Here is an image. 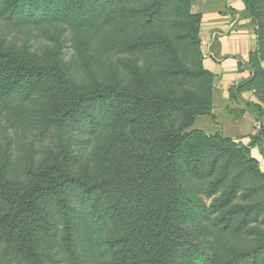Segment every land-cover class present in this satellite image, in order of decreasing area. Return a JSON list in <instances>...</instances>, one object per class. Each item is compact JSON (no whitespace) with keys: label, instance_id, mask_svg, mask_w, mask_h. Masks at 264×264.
Here are the masks:
<instances>
[{"label":"rangeland","instance_id":"374dc122","mask_svg":"<svg viewBox=\"0 0 264 264\" xmlns=\"http://www.w3.org/2000/svg\"><path fill=\"white\" fill-rule=\"evenodd\" d=\"M114 2L111 4L113 7L106 10L109 14L100 13L87 29L81 30V28H74L68 24V17H64L65 14L61 16L65 20L42 24L39 26L41 31L37 32L31 24L32 21L23 25L18 23L20 21L17 19L14 21L5 19L7 14L2 12V0H0L1 48H6L5 51L23 52L28 47V52L35 56L39 64L53 65L55 61L52 60V56L55 55V50H59L58 48L61 46L62 49L59 50L56 57L59 64L66 69L71 64L75 65L73 76H69L70 83L68 85L64 84L63 79L57 80L55 77L51 80L49 84L57 85L59 88L55 89L54 93L50 92L49 88H45L44 98L41 101L43 107L36 110V114H28L31 105L26 107L25 104L22 105L23 109L21 110L24 114H15V110L12 108L1 113L4 115L0 118V253L10 251L11 235L21 230V224L25 220L29 219L32 222L35 220L31 207L41 203V200L36 196H38L37 194L45 195L46 191L43 189L45 184L73 172H81L88 178L95 171H104L102 182L96 188L97 196L99 199L106 197L110 204L117 207L113 220L98 226L97 234H100L103 239L114 241L110 247L109 258L112 259V264H161L163 263L164 250H168L170 247L171 249L184 247L190 255L199 254L202 259L206 254H211L214 251L218 262L231 258L232 254L237 251L240 253L238 262L229 264H264V179L262 178L264 160L257 147L248 145L249 139L245 137L247 135L237 138L242 139L241 142L236 138L235 141L233 139L223 140L224 137L220 133L215 136L214 142L217 148L211 151L213 159L205 162L204 167L207 171H211L216 166V172L212 176L202 179L191 177L185 171V164L182 161H180L176 174L171 168L165 169V171L158 167L152 168L150 181L161 178L168 184L172 182L177 186L182 185L185 190L179 192L181 189H177L172 192L165 189L162 183H157L151 185L149 189L152 194L150 198L148 193H144L143 188H136V184L133 183L135 180L130 174L124 170L113 171V167L108 163L113 155L118 156V161L121 160L124 150L113 153V149L108 148L113 142V133L112 125H106L107 121L104 123V128L98 133L99 140L93 154H88L89 148H91L88 144H80L78 120L83 117L84 110H79L77 107L72 111L75 105H71L70 108H65L62 105L67 103V94L70 90L75 94L81 87L83 90L98 84L104 86L113 81L116 71H120L122 75L119 77V81L128 86L136 98L143 90L148 95L151 94L154 100L155 97L161 98L158 89L160 84L164 87L169 86L171 89V92H168L169 100L178 98V95L181 94L174 93L178 87L176 80L172 79L168 83L162 79L156 81H147L145 78L138 80L143 78L142 70L140 68L141 73L136 74L134 69V66H144L148 63H154L155 66L162 60L173 68L174 61L167 58L169 53L163 54L155 50L142 54L122 53L120 50L118 53L115 50L113 39L121 38L126 31L122 28L124 27L123 21L117 22L120 20V15L116 12ZM128 7L129 5H126L124 11ZM253 7L256 9V6ZM257 11L254 12L257 13ZM204 12L205 0H165L162 19L157 21L151 30L169 34L172 43L186 58V62H184L191 68L199 63L209 79H212L210 64L205 61L203 52L207 39L202 35L201 20L200 23L198 22L199 18L202 19V16L205 15ZM262 13L264 14V9ZM243 18L244 22H248L251 28L249 32L250 34L254 33L256 40V35L260 30L258 29L259 17L251 16L247 10ZM86 34L88 37H92L91 45L94 47L89 48L90 50H80L78 49L79 44L84 41ZM109 34L114 36L110 37ZM197 49L201 53V62L197 58ZM245 56L247 60L241 65L246 68L254 66L258 71L264 70V50L260 49L259 43L257 45V40L253 48L247 47ZM8 68H2L0 72ZM261 75L260 72L259 76ZM256 81L252 83H256ZM183 84V88L186 87L188 91L192 90L190 89L192 86L199 87L192 79H187ZM205 90V86L199 90V100L203 99L202 102L206 99ZM241 103L242 106L245 105L244 102ZM140 105L145 109L148 106L143 103ZM261 105L264 107L263 103ZM56 106L69 114L62 112L51 114L53 107ZM98 114L102 113L98 110ZM62 117L65 120H62ZM101 118L104 120L106 115H101ZM27 119L31 125L24 123L27 122ZM65 122L70 125V128L65 125ZM124 122V126L129 124L125 120ZM34 123L37 125L32 126ZM65 128L69 132L66 133ZM44 129L46 132L40 135L42 134L41 130ZM190 130L187 128L185 131L191 132ZM84 138L86 139V136H83ZM69 155H75L74 159H69ZM88 155L91 157L89 162L86 161ZM77 157L79 158L75 160ZM215 157L217 159L214 160ZM254 160L258 163L255 166L252 164ZM227 168L231 171L225 186H230L234 174L240 170L244 171L240 177L243 187L234 202L252 203L256 209L248 223L241 228L235 241H232L233 234L224 230L228 215L222 217V214L213 210L212 204L217 195L206 194L215 189L216 178L223 169ZM148 183L144 182L145 185ZM257 187L259 188L255 191L254 188ZM70 190L75 192L74 188ZM242 192L245 194V198L241 196ZM176 193H181V196L184 197L180 203L184 200L181 204L188 205L186 215H182L179 210L161 214L153 212L152 206L165 202L164 198L169 194L172 197L177 196ZM192 195L203 204L201 213L195 206V202H190ZM247 195L248 197H246ZM191 203H194L192 209L189 207ZM163 221H166L165 225H162ZM169 224H172L171 227ZM174 229L177 234L168 240L167 245L164 242H159L162 232ZM32 247L34 249L42 248L39 244L34 243L31 247L25 245L16 256H33ZM243 253H247V255H243Z\"/></svg>","mask_w":264,"mask_h":264},{"label":"trees","instance_id":"16d2710c","mask_svg":"<svg viewBox=\"0 0 264 264\" xmlns=\"http://www.w3.org/2000/svg\"><path fill=\"white\" fill-rule=\"evenodd\" d=\"M113 1H115L116 12L120 15V20L117 22L123 21L124 27L122 28L126 31L121 38L113 39L115 50L118 53L119 50L122 53L133 52L138 54L154 50L163 54L169 53L167 58L174 61L173 68L162 60L160 64L155 66L154 63H148L144 66H134V69L136 74L141 73L140 68L142 70L143 78L138 80L144 78L147 81L162 79L167 83L172 79L176 80L178 87L174 93L181 94L178 95V98L169 100L168 92H171V89L169 86L164 87L160 84L158 89L161 98L155 97L154 100V97L151 94L148 95L145 90L139 93L136 98L131 89L119 81L122 74L120 71H116L113 81L109 84H103L104 86L98 84L83 90L81 87L79 92L75 94L70 90L67 94V103L62 105L65 108L75 105L72 111L77 107L79 110H84L82 112L83 117L78 120V138L80 144H88L91 147L88 154L96 151L94 149L99 140L98 133L104 128V123L107 121L106 125H112L113 142L108 148L113 149V153L114 151L118 153L120 150H124V152L121 155V160L118 161V156L113 155L108 163L113 167V171L124 170L130 174L135 180L133 183L136 184V188H143L144 193H148L149 198L152 195L149 192L151 185L157 183H162L165 189L172 192L177 191V189H181L179 192H184L185 189L182 185L177 186L172 182L168 184L161 178L150 181L152 168L158 167L164 171L171 168L176 174L180 161H182L185 164V171L191 177L202 179L212 176L216 172V166L211 171H207L204 167L205 162L213 159L211 151L217 148L214 138L218 133L207 135L204 131L197 129H191V132L185 131L187 128H191L198 116L208 113L211 106L212 79H209L199 63L193 68L185 63L186 58L172 43L169 34L151 30L156 22L162 19L165 0H2L1 8L2 12L7 14L5 19L8 21L17 19L20 21L18 23L23 25L32 21L31 24L37 32L41 31L39 26L42 24L65 20L61 18L65 14L64 17H68V24L84 30L92 25V21L96 20L95 18L100 13L106 12L108 15L106 10L113 7L111 5ZM240 1L243 5L242 9L248 10L251 16L260 19L258 24L260 30L256 35V40L260 49L264 50V14L262 13L264 0ZM126 5H129L130 8L128 7L129 9L124 11ZM253 6H256V9ZM255 10H258L257 13L254 12ZM200 20L201 17L199 23ZM109 36L114 35L109 34ZM91 41L92 37H88L86 34L78 49L90 50L89 48L94 47L91 45ZM4 49L6 48L0 46V69L9 68L0 72V118L4 115L1 114L2 111L10 108L15 110V114H24L21 111L24 104L26 107L31 105V108L28 107L30 108L28 114H36V110L43 107L41 101L44 98L43 91L45 88H49L50 92L53 91V93L55 89L59 88L57 85L49 84L52 79L55 77L57 80L63 79L65 85L70 83L69 76H73L75 65L71 64L66 69L59 64L56 57L59 50L62 49L61 46L58 48L59 50H55L56 56H52V60L55 61L53 65L39 64L35 56L28 52V47L23 52L5 51ZM196 54L201 62L202 57L198 49ZM249 67V78L229 88L227 111L235 118H241L248 112L255 114L257 131L245 137L249 139L248 145L257 147L264 160L262 115L264 107L261 105V103L264 104V70L258 71L254 66ZM260 72L261 76H259ZM187 79H192L199 87L192 86L190 91L186 87L183 88V83ZM255 80H257L256 83H252ZM204 86L206 87L204 91L206 99L202 102L203 99L199 100V90H202ZM245 89L253 90L257 100L261 103L242 100L241 92ZM167 100L170 102L167 103ZM241 102H244L245 105L242 106ZM142 103L148 104L146 109L140 105ZM26 110L28 111V109ZM98 110L102 113L101 115H106L104 120L98 114ZM58 112L69 114L57 106L53 107L50 113L57 114ZM62 120L65 119L62 117ZM124 120L129 122V124H125L126 129ZM15 121L17 120L15 119ZM67 121L69 122V119ZM28 122L27 119V122L24 123L31 125ZM35 125L37 124L34 123L32 126ZM65 125L70 128L69 124L66 123ZM65 129L66 133L69 132L67 128ZM41 131L42 134L40 135L46 132L45 129ZM83 136H86V139H83ZM223 137V140L232 139ZM233 140L235 141V139ZM74 156L69 155V159H74ZM216 157L214 160L217 159ZM90 158L88 155L86 161L89 162ZM252 164L255 166L258 163L254 160ZM5 167L7 168V166ZM230 171L231 169L228 168L223 169L216 178L215 189L205 193L217 195L212 204L213 210L222 214V217L228 215L224 230L233 234L232 241H235L241 228L248 223L256 209L252 203L234 202L243 187L240 177L244 171L240 170L234 174L230 186H225ZM103 172L95 171L88 178L83 176L81 172H73L45 184L46 186L43 188L46 191L45 195L37 194L38 196H36L41 200V203L31 207L35 220L33 222L29 219L25 220L21 224V230L11 235L12 246L10 251L0 253V264H82L86 262H88L86 264H112L113 261L109 258L111 255L110 247L114 241L103 239L100 234H97L98 226L113 220L117 207L110 204L106 197L99 199L97 196L96 188L102 182ZM262 178L264 179V175ZM146 181L149 183L145 185L144 182ZM102 185L104 186V183ZM72 188L75 192L70 190ZM258 188H254L255 191ZM176 194L178 197H172L169 194L164 198L165 202L156 203L152 206L153 212L161 214L179 210L182 215H186L188 205L186 203L181 204L184 200L180 203L184 198L181 193ZM241 196L245 198L243 192ZM190 202H195V206L199 208V213H201L203 204L198 202L195 196L192 195ZM192 206L194 203L189 205L191 209ZM165 222L163 221L162 225H165ZM169 225L171 227L172 224ZM176 234V229L166 230L161 233L159 242H164L167 245L168 240H171ZM33 243L42 247L38 249L32 247L33 256H16L25 245L31 247ZM239 254L236 251L231 258L218 262L214 251L211 254H206L205 258L202 259L199 254L190 255L184 247L177 249L170 247L168 250H164L163 263L161 264H229L230 262H238ZM243 255H247V253H243ZM200 259L203 261L200 262Z\"/></svg>","mask_w":264,"mask_h":264},{"label":"crops","instance_id":"0c3cea01","mask_svg":"<svg viewBox=\"0 0 264 264\" xmlns=\"http://www.w3.org/2000/svg\"><path fill=\"white\" fill-rule=\"evenodd\" d=\"M240 0H205V15L201 19L205 44V61L210 64L212 76L211 106L205 115L196 118L190 129L207 135L220 133L232 139L252 135L256 131L255 114L248 112L241 118L229 114L228 90L249 78V68L241 65L247 60V47L253 48L256 40ZM242 44V45H241ZM244 101L257 102L253 90L241 92ZM264 124V108H263Z\"/></svg>","mask_w":264,"mask_h":264}]
</instances>
